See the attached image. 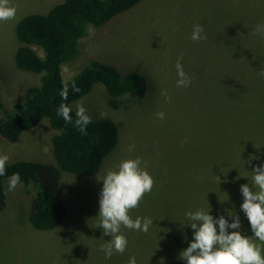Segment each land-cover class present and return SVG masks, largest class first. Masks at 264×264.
<instances>
[{
  "label": "rangeland",
  "instance_id": "rangeland-1",
  "mask_svg": "<svg viewBox=\"0 0 264 264\" xmlns=\"http://www.w3.org/2000/svg\"><path fill=\"white\" fill-rule=\"evenodd\" d=\"M57 2L10 0L17 14L0 21V116L13 114L4 113L40 83V74L15 64L18 21L29 13H46ZM196 24L206 39H191ZM257 25H264V0H141L103 25H89L76 57L62 66L64 80L97 59L122 73L144 74L147 89L142 96L119 97L115 108L108 105L105 85L97 82L72 103L76 109L82 102L92 119L104 113L103 118L115 120L120 139L96 172H62L58 188L67 217L56 228L39 230L30 221L36 184L21 181L22 186L7 192L9 177L4 179L0 264H128L132 256L137 264H186L179 257L194 232L186 213L200 209H211L214 218L223 215L229 223V212L236 213L242 234L253 236L240 189L251 183L253 169L264 165V75H259L264 71V33L253 34ZM33 48L44 56L41 47ZM181 54L192 77L189 87H177ZM159 112L165 114L163 120L157 118ZM55 132L43 118L16 142L0 136V153L8 154L9 162L53 164ZM130 145L135 149L130 151ZM136 157L142 167L147 164L155 183L129 215L151 218L153 225L148 233L122 226L127 248L106 259L101 246L112 237L98 227L102 179Z\"/></svg>",
  "mask_w": 264,
  "mask_h": 264
},
{
  "label": "trees",
  "instance_id": "trees-1",
  "mask_svg": "<svg viewBox=\"0 0 264 264\" xmlns=\"http://www.w3.org/2000/svg\"><path fill=\"white\" fill-rule=\"evenodd\" d=\"M140 1L59 0L46 13H29L19 19L16 35L20 45L15 52V64L41 77L38 85L30 86L28 94L4 113L13 111V114L0 116V136L16 142L23 131L47 118L56 131L52 135L55 163L26 159L9 162L6 174L0 176V210L6 202L4 179L19 173L23 183L37 185L30 211L32 225L46 231L56 228L67 217L66 204L58 188L62 172L92 174L116 148L120 139L117 122L111 118L92 119L87 135H83L75 127L76 109L72 103L100 82L108 91V105L117 108L121 104L119 97L128 93L145 94L147 77L139 72L122 73L114 65L92 59L66 81L69 96L64 101L59 95L65 82L62 66L76 57L79 39L88 34L89 25H103ZM34 45L44 50V56L37 53ZM73 80L81 89L79 93L71 89ZM61 103L72 107V124H66L57 115Z\"/></svg>",
  "mask_w": 264,
  "mask_h": 264
},
{
  "label": "clouds",
  "instance_id": "clouds-1",
  "mask_svg": "<svg viewBox=\"0 0 264 264\" xmlns=\"http://www.w3.org/2000/svg\"><path fill=\"white\" fill-rule=\"evenodd\" d=\"M17 14V7L10 4V0H0V21L14 20ZM204 28L196 24L193 27L191 39L200 41L206 39L202 36ZM264 33V25H257L253 34ZM183 54L177 59V87H189L192 83L190 77L184 70L181 63ZM259 75H264L261 71ZM63 86L59 92L62 100L66 101L69 96V84L62 82ZM73 92L79 93L81 89L73 80L71 84ZM167 97V91L162 93ZM73 109L66 103H61L57 109V115L61 116L66 124H72ZM158 119L163 120L165 114H156ZM105 116L101 113V117ZM92 123V117L82 102L76 106L75 127L83 135H87V126ZM135 149V145H130L129 150ZM256 157H252L255 159ZM10 161V156L0 153V176L6 174V166ZM140 157L122 161L116 170H109L103 177V188L99 200L98 227L103 228L104 236H111L108 243L101 246V251L105 253V258L110 259L114 252L123 254L128 245V239L121 233V227L130 230L148 233L153 225V220L148 217H136L132 219L130 210L137 208L146 193H150L155 180L147 171V164L142 167ZM254 176L251 183L241 185V193L244 202L241 205L248 221L251 225L253 236L242 234L241 221L239 215L229 212L232 222L223 215L214 218L210 210L200 209L196 212L189 211L186 216L190 227L194 230L193 240L190 245L181 251L180 259L186 264H264V165L257 166L252 171ZM99 179V178H98ZM101 180V179H99ZM22 186L19 173L12 174L8 179L7 192L14 191L17 186ZM218 225V228H217ZM229 229L234 231L229 232ZM255 238V239H254ZM255 240L261 242L257 244ZM128 264H137L135 256H132Z\"/></svg>",
  "mask_w": 264,
  "mask_h": 264
},
{
  "label": "bare ground",
  "instance_id": "bare-ground-1",
  "mask_svg": "<svg viewBox=\"0 0 264 264\" xmlns=\"http://www.w3.org/2000/svg\"><path fill=\"white\" fill-rule=\"evenodd\" d=\"M155 148V147H154ZM69 182V181H68ZM65 188V187H64ZM177 194V193H176ZM183 195V194H182ZM79 197V196H78ZM66 198V197H65ZM209 199V198H208ZM153 213V212H152ZM157 214V213H156ZM146 217V216H145ZM177 219V218H176ZM176 224V223H175ZM175 226V225H174ZM162 228V227H161ZM166 230V229H165ZM127 231V230H126ZM89 234V233H88ZM129 238V237H128ZM142 238V237H141ZM169 244V243H168ZM172 246V245H171Z\"/></svg>",
  "mask_w": 264,
  "mask_h": 264
}]
</instances>
